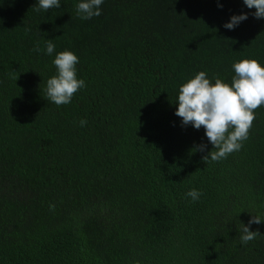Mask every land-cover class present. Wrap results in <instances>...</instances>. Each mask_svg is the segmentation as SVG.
<instances>
[{"label": "trees", "instance_id": "trees-1", "mask_svg": "<svg viewBox=\"0 0 264 264\" xmlns=\"http://www.w3.org/2000/svg\"><path fill=\"white\" fill-rule=\"evenodd\" d=\"M80 2L0 0V264H264V222L240 242V223L264 221V106L218 162L175 115L199 72L231 84L234 62L264 66V18L243 0H104L82 20ZM65 50L86 87L57 106Z\"/></svg>", "mask_w": 264, "mask_h": 264}, {"label": "clouds", "instance_id": "clouds-1", "mask_svg": "<svg viewBox=\"0 0 264 264\" xmlns=\"http://www.w3.org/2000/svg\"><path fill=\"white\" fill-rule=\"evenodd\" d=\"M104 0H82L76 6L77 14L82 20H89L101 15L100 6ZM248 9H255V18H264V0H243ZM36 11L60 8V0H38ZM248 19V14L233 15L224 27L233 30ZM55 50L53 40H46V53L51 55ZM34 51H40L37 47ZM79 58L73 52L65 50L55 56L53 64L57 74L47 80L46 95L48 101L57 106L67 105L74 94L86 87L83 79L77 78L76 65ZM235 75L231 84L221 78L213 77L214 83L204 71L189 79L179 88L178 108L175 115L182 119V126H191L205 130L208 142L213 150L203 157V161L218 162L226 159L233 152L239 151L243 142L249 138V132L256 119L255 110L264 106V66L256 59H242L232 65ZM80 121V126L86 125ZM207 145L200 144L193 148V153L204 152ZM193 201L202 195L192 189L187 194ZM54 205L50 208L54 209ZM259 216H252L247 226L241 224L240 242L247 245L261 236L260 232L250 231L251 225L261 224Z\"/></svg>", "mask_w": 264, "mask_h": 264}]
</instances>
